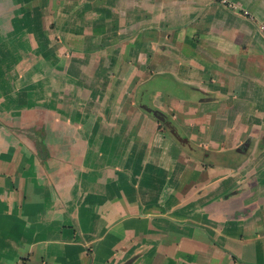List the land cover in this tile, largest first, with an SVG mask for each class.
<instances>
[{"label":"crops","instance_id":"0c3cea01","mask_svg":"<svg viewBox=\"0 0 264 264\" xmlns=\"http://www.w3.org/2000/svg\"><path fill=\"white\" fill-rule=\"evenodd\" d=\"M0 264H264V0H0Z\"/></svg>","mask_w":264,"mask_h":264},{"label":"trees","instance_id":"16d2710c","mask_svg":"<svg viewBox=\"0 0 264 264\" xmlns=\"http://www.w3.org/2000/svg\"><path fill=\"white\" fill-rule=\"evenodd\" d=\"M152 110H155L157 111L158 113H160L164 118H165V121L167 119V115L165 113H163L161 110L159 109H156V108H150ZM149 112V111H147ZM151 113L156 119H158L152 112H149ZM159 120V119H158ZM160 121V120H159ZM161 123H163L162 121H160ZM168 130L170 131V133L177 139V141L182 144L183 146H185L188 151L190 153H193L195 154V151L198 149L196 146L192 145L188 139L185 137V135L175 126V125H172L168 128ZM180 139V140H179ZM184 139H186V141H183ZM200 159H203L202 156H200Z\"/></svg>","mask_w":264,"mask_h":264},{"label":"rangeland","instance_id":"374dc122","mask_svg":"<svg viewBox=\"0 0 264 264\" xmlns=\"http://www.w3.org/2000/svg\"><path fill=\"white\" fill-rule=\"evenodd\" d=\"M51 67H52V66H51ZM162 80H163L162 82H163L164 87L168 88V86H169V82H170L169 78H168V77H164V78H162ZM50 83H51V85H54V83L57 84L58 82H57V81H51ZM86 83H88V82H86ZM72 92H73V91H72ZM72 92L68 93V94L64 97V99H66L67 102L71 100ZM146 107H147V106H146ZM143 109H145V108H143ZM145 110H146V109H145ZM146 111H147V110H146Z\"/></svg>","mask_w":264,"mask_h":264},{"label":"water","instance_id":"95a60500","mask_svg":"<svg viewBox=\"0 0 264 264\" xmlns=\"http://www.w3.org/2000/svg\"><path fill=\"white\" fill-rule=\"evenodd\" d=\"M142 107L145 108L147 111L152 112L160 121L165 122V118L160 113H158L157 111L152 110L149 107H146L144 105ZM183 141H186V139H184Z\"/></svg>","mask_w":264,"mask_h":264}]
</instances>
